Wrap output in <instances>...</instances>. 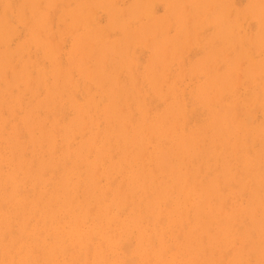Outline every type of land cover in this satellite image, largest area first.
I'll list each match as a JSON object with an SVG mask.
<instances>
[{
    "label": "rangeland",
    "instance_id": "obj_1",
    "mask_svg": "<svg viewBox=\"0 0 264 264\" xmlns=\"http://www.w3.org/2000/svg\"><path fill=\"white\" fill-rule=\"evenodd\" d=\"M7 1L0 264H264V0Z\"/></svg>",
    "mask_w": 264,
    "mask_h": 264
},
{
    "label": "bare ground",
    "instance_id": "obj_2",
    "mask_svg": "<svg viewBox=\"0 0 264 264\" xmlns=\"http://www.w3.org/2000/svg\"><path fill=\"white\" fill-rule=\"evenodd\" d=\"M6 1H7V0H6ZM210 1H212V0H210ZM7 2H8V1H7ZM257 2H258V1H257ZM29 3H30V2H29ZM212 3H213V2H212ZM9 4H10V3H9ZM169 4H170V3H169ZM208 4H209V2H208ZM34 6H35V5H34ZM172 8H173V7H172ZM213 8H214V6H213ZM234 8H235V7H234ZM8 9H10V8H8ZM28 9H29V8H28ZM205 10H206V9H205ZM34 11H35V8H34ZM168 15H169V14H168ZM237 17H238V16H237ZM227 18H228V17H227ZM229 18H230V17H229ZM236 19H237V18H236ZM179 20H180V19H179ZM176 21H177V20H176ZM224 21H225V20H224ZM235 21H236V20H235ZM134 22H135V20H134ZM262 22H263V21H262ZM177 23H178V22H177ZM217 24H218V23H217ZM208 25H209V24H208ZM138 26H139V25H138ZM138 26H137V27H138ZM259 26H260V25H259ZM161 27H162V26H161ZM177 27H179V26H177ZM182 27H183V26H182ZM233 27H234V26H233ZM184 28H185V27H184ZM102 29H103V27L101 28V30H102ZM134 29H135V28H134ZM137 29H138V28H136V30H137ZM159 29H160V28H159ZM182 29H183V28H182ZM38 30H40V29H38ZM124 30H125V28H124ZM186 30H187V29H186ZM177 31H178V30H177ZM238 31H239V30H238ZM100 32H101V31H100ZM131 32H132V31H131ZM163 32H164V31H163ZM151 33H152V32H151ZM184 33H185V32H184ZM230 33H231V32H230ZM36 34H37V33H36ZM36 34H35V37L37 36ZM178 34H179V33H178ZM102 35H103V34H102ZM102 35H101V36H102ZM130 35H131V34H130ZM150 35H151V34H150ZM33 36H34V35H33ZM166 37H167V36H166ZM36 38H37V37H36ZM36 38H35V39H36ZM101 38H102V37H101ZM101 38H100V39H101ZM148 38H149V37H148ZM229 38H230V37H229ZM95 39H96V38H95ZM95 39H94V40H95ZM100 39H99V40H100ZM116 39H117V38H116ZM171 39H172V38H171ZM182 39H183V38H182ZM186 39H187V38H186ZM127 41H128V40H127ZM135 41H136V40H135ZM90 42H91V40H89V45L91 46L92 42H91V44H90ZM146 42H147V40H146ZM48 43H49V42H48ZM142 43H144V42H142ZM81 44H83V42H82ZM144 44H145V43H144ZM172 44H173V43H172ZM181 44H182V43H181ZM44 45H45V44H44ZM78 45H80V44H78ZM78 45H77V48H78ZM86 45H87V44H86ZM89 45H87V47H88L87 49H86L84 46H82V47H84V48L88 51V49H89ZM130 45H131V44H130ZM175 45H176V44H175ZM168 47H169V46H168ZM45 48H46V47H45ZM45 48H44V49H45ZM77 48H76V49H77ZM84 48H83V49H84ZM164 48H165V47H164ZM242 48H243V47H242ZM259 48H260V47H259ZM263 48H264V47L262 46V50H263ZM83 49H82V52H81V53H85V52H87V51H84L85 49H84V50H83ZM182 49H183V48H181V50H182ZM233 49H234V48H233ZM46 50H47V48H46ZM79 50H80V49H79ZM90 50H91V48H90ZM176 50H177V49H176ZM231 50H232V49H231ZM262 50H261V51H262ZM91 51H92V50H91ZM162 51H163V50H162ZM44 52H45V51H44ZM126 52H127V51H126ZM165 52H166V51H165ZM90 53H91V52H90ZM90 53H88V54L85 53V54H84V55H85L84 57L87 59V61H88V57H89V54H90ZM167 53H168V52H167ZM167 53H165V54H167ZM48 54H49V53H48ZM176 54H177V53H176ZM246 54H247V53H246ZM250 54H251V53H250ZM49 55L52 56L51 54H49ZM86 55H87V56H86ZM106 55H107V54H106ZM0 56H1V55H0ZM167 56H168V55H167ZM220 56H221V54H220ZM225 56H226V55H225ZM238 56H239V55H238ZM82 57H83V56H82ZM112 57H113V56H112ZM249 57H250V56H249ZM4 58H5V57H4ZM174 58H175V57H174ZM250 58H251V57H250ZM104 59H105V58H104ZM122 59H123V58H122ZM164 59H165V58H164ZM1 60H2V59H1ZM56 61H57V60H56ZM204 61H205V60H204ZM207 61H208V60H207ZM240 61H241V60H240ZM7 62H8V60H7ZM101 62H102V61H101ZM104 62H106V59H105ZM104 62H103V64H104ZM170 62H171V61H170ZM243 62H244V61H243ZM25 63H26V62H25ZM76 63H77V62H76ZM83 63H84V62H83ZM136 63H138V62H136ZM171 63H173V62H171ZM171 63H170V64H171ZM103 64H102V65H103ZM221 64H222V63H221ZM241 64H242V63H241ZM56 65H57V62H56ZM78 65H79V64H78ZM84 65H85V64H84ZM214 65H215V64H214ZM214 65H213V66H214ZM27 66H28V65H27ZM27 66H25V67H27ZM79 66H81V65H79ZM103 66H105V65H103ZM153 66H154V65H153ZM153 66H152V67H153ZM208 66H209V65H208ZM4 67H5V65H4ZM31 67H32V66H31ZM57 67H58V66H57ZM57 67H56V68H57ZM82 67H83V66H82ZM94 67H95V66H94ZM130 67H131V65H130ZM255 67H256V66H255ZM60 68H61V67H60ZM23 69H25V68H23ZM31 69H32V68H31ZM70 69H71V68H70ZM88 69H89V68H88ZM103 69H104V67H102V72H104ZM115 69H116V68H115ZM204 69H205V68H204ZM238 69H239V67H238ZM82 70H83V69H82ZM246 70H247V69H246ZM13 71H14V70H13ZM56 71L59 73V70H56ZM56 71H55V72H56ZM67 71H68V70H67ZM86 71H87V70H86ZM97 71H98V70H97ZM97 71H95V73H96ZM201 71H202V70H201ZM41 72H42V71H41ZM55 72H54V73H55ZM70 72H71V71H70ZM89 72H90V71H89ZM179 72H180V71H179ZM205 72H206V70H205ZM221 72H222V71H221ZM262 72H263V71H262ZM3 73H4V71H3ZM14 73H15V72H14ZM25 73H26V71H25ZM27 73H28V72H27ZM42 73H43V72H42ZM54 73H53V74H54ZM131 73H133V72H131ZM142 73H143V72H142ZM193 73H194V71H193ZM199 73L201 74L202 72H199ZM16 74H17V73H16ZM19 74H20V73H19ZM29 74H30V73H29ZM29 74H27V75H29ZM66 74H67V73H66ZM90 74H91V72H90ZM119 74H120V73H119ZM177 74H178V73H177ZM257 74H258V73H257ZM38 75H39V74H37V76H38ZM63 75H64V74H63ZM136 75H137V73H136ZM195 75H197V74H195ZM201 75H202V74H201ZM203 75H205V74L203 73ZM217 75H218V72H217ZM236 75H237V74H236ZM238 75H239V74H238ZM17 76H18V75H17ZM95 76H96V75H95ZM95 76H94V78H95ZM132 76H133V75H132ZM259 76H260V75H259ZM259 76H258V77H259ZM30 77H31V76H30ZM52 77H53V76H52ZM69 77H70V76H69ZM88 77H90L89 74H88ZM97 77H98V75H97ZM0 78H1V77H0ZM14 78H15V77H14ZM26 78H28V77H26ZM39 78H40V77H39ZM53 78H54V77H53ZM28 79H30V78H28ZM42 79H43V78H42ZM58 79H59V78H58ZM58 79H57V80H58ZM85 79H86V78H85ZM131 79H132V77H131ZM229 79L231 80V78H229ZM5 80H6V79H5ZM49 80H50V79H49ZM92 80H93V79H92ZM113 80H114V79H113ZM225 80H226V79H225ZM25 81H26V80H25ZM40 81H41V80H40ZM40 81H38L39 84H40ZM67 81H68V80H67ZM180 81H181V80H180ZM208 81H209V80H208ZM15 82H16L15 84H17V83H18V80H17V81L15 80ZM38 82H37V83H38ZM46 82H47V81H46ZM103 82H104V81H103ZM231 82H232V81H231ZM235 82H236V81H235ZM44 83H45V82H44ZM70 83H71V82H70ZM76 83H77V82H76ZM203 83H204V82H203ZM39 84H38V85H39ZM124 84H125V83H124ZM166 84H167V83H166ZM229 84H230V83H229ZM237 84H239V82H238ZM2 85H3V84H2ZM64 85H65V84H64ZM16 86H17V85H16ZM39 86H40V85H39ZM62 86H63V85H62ZM65 86H66V85H65ZM76 86H77V85H76ZM100 86H101V85H100ZM116 86H117V85H116ZM123 86H124V85H123ZM133 86H134V85H133ZM212 86H213V85H212ZM231 86H232V85H231ZM235 86H236V85H235ZM22 87H23V84H22ZM28 87H29V85H28ZM44 87H45V85H44ZM59 87H60V86H59ZM228 87H230V86L228 85ZM228 87H227V88H228ZM64 88H65V87H64ZM64 88H63V89H64ZM134 88H135V87H134ZM26 89H27V87H26ZM38 89H39V88H38ZM215 89H217V88H215ZM212 90H213V89H212ZM232 90H233V89H232ZM8 91H9V90H8ZM133 91H134V90H133ZM193 91H194V90H193ZM213 91H215V90H213ZM228 91H229V90H228ZM234 91H235V90H234ZM29 92H30V91H29ZM34 92H35V91H34ZM37 92H38V91H37ZM63 92H64V91H63ZM69 92H70V91H69ZM127 92H128V91H127ZM136 92H137V91H136ZM163 92H164V91H163ZM168 92H169V91H168ZM209 92H211V90H210ZM209 92H208V93H209ZM216 92L218 93L219 91H216ZM70 93H72V92H70ZM214 93H215V92H214ZM1 94H2V93H1ZM35 94H36V93H35ZM35 94H34V95H35ZM47 94H48V93H47ZM61 94H62V92H61ZM63 94H64V93H63ZM161 94H162V93H161ZM232 94H233V93H232ZM55 95H56V93H55ZM72 95H73V94H72ZM108 95H109V94H108ZM167 95H168V94H167ZM181 95H182V94H181ZM219 95H220V94H219ZM183 96H184V95H183ZM255 96H256V95H255ZM58 97H59V96H58ZM60 97H61V95H60ZM76 97H77V96H76ZM175 97H176V96H175ZM188 97H189V96H188ZM215 97H216V95H215ZM23 98H24V97H23ZM36 98H37V97H36ZM74 98H75V97H74ZM90 98H91V97H90ZM48 99H49V98H48ZM75 99H76V98H75ZM79 99H80V98H79ZM106 99H107V98H106ZM165 99H166V98H165ZM184 99H185V98H184ZM233 99H234V98H233ZM45 100H46V99H45ZM76 100H77V99H76ZM93 100H94V99H93ZM95 100H96V99H95ZM127 100H128V99H127ZM127 100H126V101H127ZM166 100H167V99H166ZM185 100H187V99H185ZM21 101H22V100H21ZM21 101H20V102H21ZM79 101H80V100H79ZM100 102H101V101H100ZM103 102H104V101H103ZM145 102H146V101H145ZM208 102H209V101H208ZM40 103H41V102H40ZM72 103H73V102H72ZM87 103H88V102H87ZM251 103H252V102H251ZM36 104H37V103H36ZM36 104H35V105H36ZM38 104H39V103H38ZM43 104L45 105V103H43ZM95 104H97V103H95ZM235 104H236V103H235ZM255 104H256V103H255ZM39 105H40V104H39ZM39 105H38V106H39ZM55 105H56V104H55ZM73 105H74V104H73ZM113 105H114V104H113ZM127 105H128V104H127ZM194 105H195V104H194ZM82 106H84V104H83ZM192 106H193V105H192ZM253 106H254V105H253ZM1 107H3V106H1ZM35 107H36V106H35ZM47 107H48V106H47ZM84 107H85V106H84ZM84 107H83V108H84ZM148 107H149V106H148ZM158 107H159V106H158ZM247 107H248V105H247ZM255 107H256V106H255ZM255 107H253V108H255ZM37 108H38V107H37ZM74 108H75V106H74ZM96 108H97V107H96ZM145 108H146V107H145ZM198 108H199V107H198ZM35 109H36V108H35ZM75 109H76V108H75ZM121 109H122V108H121ZM238 109H239V108H238ZM238 109H235V110H238ZM235 110H234V111H235ZM249 110H250V109H249ZM251 110H252V109H251ZM251 110H250L249 112H251ZM74 111H76V110H74ZM99 111H100V110H99ZM99 111H98V112H99ZM234 111H233V112H234ZM238 111H239V110H238ZM88 112H89V111H88ZM120 112H121V110H120ZM222 112H223V111H222ZM241 112H242V111H241ZM112 113H113V112H112ZM234 113H236V111H235ZM238 113H239V112H238ZM252 113L254 114V111H253ZM252 113H251V114H252ZM223 114H224V112H223ZM0 115H1V114H0ZM26 115H27V114H26ZM77 115H78V114H77ZM89 115H91V114H89ZM92 115H93V114H92ZM111 115H112V114H111ZM236 115H237V114H236ZM37 116H38V115H37ZM230 116H231V115H230ZM90 117H91V116H90ZM246 117H247V116H246ZM81 118H83V117H81ZM91 118H92V117H91ZM189 118H190V117H189ZM248 118H250V116L247 117V118H245V119H248ZM187 119H188V118H187ZM230 119H231V118H230ZM0 120H1V119H0ZM30 120H31V119H30ZM36 120H37V119H36ZM210 120H211V119H210ZM243 120H244V119H243ZM1 121H2V120H1ZM81 121H82V120H81ZM144 121H145V120H144ZM176 121H177V120H176ZM176 121H175V122H176ZM230 121H231V120H230ZM230 121H229V122H230ZM249 121H250V119H249ZM79 122H80V121H79ZM91 122H92V121H91ZM164 122H165V121H164ZM164 122H163V123H164ZM0 123H1V122H0ZM83 123H84V122H83ZM85 123H86V122H85ZM85 123H84V124H85ZM124 123H125V122H124ZM223 123H224V122H223ZM26 124H27V122H26ZM30 124H31V123H30ZM38 124H39V123H38ZM145 124H146V123H145ZM74 125H75V124H74ZM175 125H176V124H175ZM175 125H174V126H175ZM232 125H233V124L231 123V126H232ZM246 125H247V124H246ZM4 126H5V125H4ZM98 127H99V126H98ZM4 128H5V127H4ZM27 128H28V127H27ZM27 128H26V130H27ZM70 128H71V127H70ZM235 128H236V127H235ZM71 129H73V128H71ZM172 129L174 130L173 127H172ZM175 129H176V126H175ZM227 129H228V128H227ZM227 129H226V130H227ZM245 129H246V128H245ZM99 130H100V129H99ZM173 130H172V131H173ZM230 130H231V129H230ZM80 131H81V130H80ZM126 131H127V130H126ZM182 131H183V130H182ZM100 132H101V131H100ZM195 132H197V131H195ZM205 132H206V130H205ZM91 133H92V132H91ZM97 133H98V132H97ZM168 133H169V131H168ZM1 134H2V132H1ZM72 134L74 135V133H72ZM236 134H237V133H236ZM243 134H244V133H243ZM258 135H259V134H258ZM9 136H10V135H9ZM64 136H65V135H64ZM227 136H228V135H227ZM242 136H243V135H242ZM83 137H84V136H83ZM151 137L153 138V135H151ZM253 137H254V136H253ZM41 138H43V137H41ZM200 138H201V137H200ZM233 138H234V137H233ZM39 139H40V138H39ZM96 139H97V138H96ZM153 139H154V138H153ZM202 139H203V138H202ZM226 139H227V138H226ZM254 139H255V138H254ZM241 140H242V139H241ZM244 140H245V139H244ZM64 141H65V140H64ZM248 141H249V140H248ZM248 141H246V142L248 143ZM251 141H252V140H251ZM251 141H250V142H251ZM40 142H41V141H40ZM222 142H223V141H222ZM250 142H249V143H250ZM180 143H181V142H180ZM244 143H245V142H244ZM69 144H70V143H69ZM69 144H68V145H69ZM245 144H246V143H245ZM40 145H41V144H40ZM109 145H110V143H109ZM232 145H234V144H232ZM235 145H236V144H235ZM248 145H249V144H248ZM33 146H34V145H33ZM201 146H202V145H201ZM20 147H21V146H20ZM40 147H41V146H40ZM55 147H56V146H55ZM55 147H54V148H55ZM67 147H68V146H67ZM111 148H112V147H111ZM214 148H215V147H214ZM231 148H233V147H231ZM234 148H235V147H234ZM89 149H90V148H89ZM237 149H238V148H237ZM237 149H235V150H237ZM110 150H111V149H110ZM177 150H178V149H177ZM197 150H198V149H197ZM19 151H20V150H19ZM155 151H156V150H155ZM246 151H247V150H246ZM51 152H52V151H51ZM89 152H90V151H89ZM103 152H104V151H103ZM103 152H102V153H103ZM176 152H177V151H176ZM232 152H233V151H232ZM11 153H13V152H11ZM129 154H130V153H129ZM11 155H12V154H11ZM142 155H143V154H142ZM236 155H237V154H236ZM24 156H25V155H24ZM233 156H234V155H233ZM2 157H3V156H2ZM166 157H167V156H166ZM260 157H261V156H260ZM102 158H103V156L101 157V159H102ZM140 158H141V157H140ZM2 159H3V158H2ZM2 159H1V160H2ZM260 159H261V158H260ZM102 160H103V159H102ZM32 161H33V160H32ZM141 161H142V159H141ZM189 161H190V160H189ZM99 163H100V162H99ZM124 163H125V162H124ZM206 163H207V162H206ZM97 164H98V163H97ZM97 164H96V165H97ZM102 164H103V163H102ZM128 164H129V163H128ZM209 164H210V163H209ZM258 164H259V163H258ZM122 165H123V164H122ZM199 165H200V164H199ZM75 166H76V165H75ZM77 166H78V165H77ZM142 166H144V165H142ZM241 166H242V165H241ZM259 166H260V165H259ZM169 167H170V166H169ZM198 167H199V166H198ZM249 167H250V166H249ZM0 168H1V167H0ZM122 168H124V167H122ZM171 168H172V167H171ZM180 168H181V167H180ZM244 168H245V167H244ZM1 169H2V168H1ZM86 169H87V168H86ZM119 169H121V168H119ZM46 170H47V169H46ZM114 170H115V169H114ZM121 170H122V169H121ZM198 170H199V169H198ZM118 171L120 172V170H118ZM185 171H187V170L185 169ZM185 171H184V173H185ZM210 171H211V170H210ZM234 171H235V170H234ZM177 172H178V171H177ZM255 172H256V171H255ZM255 172H254V174H255ZM151 173H152V171H151ZM210 173H211V172H210ZM43 174H44V173H43ZM53 174H54V172H53ZM95 174H96V173H95ZM153 174H154V173H153ZM196 174H198V173H196ZM204 174H205V173H204ZM71 175H72V174H71ZM185 175H186V174H185ZM0 176H1V175H0ZM68 176H69V175H68ZM205 176H206V175H205ZM120 177H121V176H120ZM178 177H179V176H178ZM203 177H204V175H203ZM215 177H216V175H215ZM100 178H101V177H100ZM218 178H219V176H218ZM254 178H255V177H254ZM27 179H28V178H27ZM27 179H26V180H27ZM161 179H162V176H161ZM165 179H166V178H165ZM185 179H186V178H185ZM215 179H216V178H215ZM137 180H138V179H137ZM245 180H246V179H245ZM7 181H8V180H7ZM111 181H112V180H111ZM200 181H201V180H200ZM218 181H219V180H218ZM5 182H6V180H5ZM25 182H26V181H25ZM35 182H37V181H35ZM67 182H68V181H67ZM164 182H165V181H164ZM227 182H228V181H227ZM229 182H230V181H229ZM229 182H228V183H229ZM167 183H168V182H167ZM195 183H196V182H195ZM200 183L202 184V182H200ZM215 183H216V182H215ZM22 184H23V183H22ZM34 184H35V183H34ZM109 184H110V182H109ZM164 184H165V183H164ZM213 184H214V183H213ZM258 184H259V183H258ZM262 184H263V183H262ZM121 185H122V184H121ZM144 185H145V183H144ZM193 185H194V184H193ZM223 185H225V183H224ZM234 185H235V184H234ZM249 185H250V184H249ZM110 186H111V185H110ZM182 186H183V185H182ZM246 186H247V184H246ZM0 187H1V186H0ZM66 187H67V186H66ZM193 187H194V186H193ZM204 187H205V186H204ZM214 187H215V186H214ZM137 188H138V187H137ZM198 188H199V187H198ZM217 188H218V187H217ZM19 189H20V188H19ZM183 189H184V188H183ZM188 189H189V188H188ZM194 189H195V188H193V191H194ZM242 189H243V188H242ZM29 190H30V189H29ZM119 190H121V189H119ZM230 190H231V189H230ZM250 190H251V189H250ZM19 191H20V190H19ZM22 191H23V190H22ZM188 191H189V190H188ZM218 191H220V190H218ZM243 191H244V190H243ZM20 192H21V191H20ZM35 192H36V190H35ZM110 192H111V191H110ZM121 192H122V191H121ZM76 193H77V192H76ZM119 193H120V192H119ZM18 194H19V193H18ZM67 194H68V193H67ZM200 194H201V193H200ZM240 194H241V193H240ZM240 194H239V195H240ZM244 194H245V193H244ZM244 194H243V195H244ZM103 195H104V194H103ZM103 195H101V196L103 197ZM133 195H134V194H133ZM165 195H166V194H165ZM171 195H172V194H170L169 196H171ZM189 195L191 196V194H189ZM129 196H130V195H129ZM169 196H168V198H169ZM34 197H35V196H34ZM148 197H149V196H148ZM240 197H241V196H240ZM126 198H127V196H126ZM126 198H125V199H126ZM131 198H132V197H131ZM144 198H145V197H144ZM149 198H150V197H149ZM168 198L166 199L167 201H169ZM176 198H177V196H176ZM103 199H104V197H103ZM188 199H189V198H188ZM200 199H201V198H200ZM235 199H236V198H235ZM100 200H101V199H100ZM72 201H73V200H72ZM72 201H71V202H72ZM101 201H102V200H101ZM118 201H119V200H118ZM118 201H117V202H118ZM126 201H127V200H126ZM158 202H160V201H158ZM226 202H227V200H226ZM6 203H7V202H6ZM176 203H177V202H176ZM185 203H186V202H185ZM126 204H127V203H126ZM133 204H134V203H133ZM133 204H132V205H133ZM150 204H151V203H150ZM150 204H149V205H150ZM164 204H165V203H164ZM164 204H163V205H164ZM116 205H117V204H116ZM166 205H167V203H166ZM180 205H182V204H180ZM1 206H3V205H1ZM93 206H94V205H93ZM117 206H118V205H117ZM3 207H4V206H3ZM90 207H91V206H90ZM154 207H155V206H154ZM92 208H94V207H92ZM92 208H90V210H91ZM108 208H109V207H108ZM125 208H127V207L125 206ZM132 208H134V207H132ZM137 208H138V207H137ZM149 208H150V207H149ZM252 208H253V207H252ZM2 209H3V208H2ZM114 209H116V208H114ZM117 209H119V208L117 207ZM181 209H182V208H181ZM256 209H257V208H256ZM36 210H37V209H36ZM38 210H39V209H38ZM90 210L88 209L87 212L89 213ZM122 210H123V209H122ZM163 210H164V209H163ZM14 211H15V210H14ZM39 211H40V210H39ZM92 211H93V210H92ZM99 211H100V210H99ZM251 211H252V210H251ZM68 212H69V211H68ZM103 212H106V211H103ZM107 212H109V211L107 210ZM124 212H125V211H124ZM219 212H220V211H219ZM254 212H255V209H254ZM34 213H35V211H34ZM88 213H87V214H88ZM98 213H99V212H98ZM134 213H135V212H134ZM181 213H182V212H181ZM234 213H235V212H234ZM89 214H90V213H89ZM96 214H97V213H96ZM115 214H116V213H115ZM122 214H123V212H122ZM253 214H254V213H253ZM90 215H91V214H90ZM106 215H108V214H106ZM128 215H129V214H128ZM179 215H180V213H179ZM186 215H187V214H186ZM239 215H240V214H239ZM33 216H34V215H33ZM33 216H32V217H33ZM73 216H74V215H73ZM253 216H254V215H253ZM32 217H31V218H32ZM90 217H91V216H90ZM90 217H88V218L90 219ZM128 217H129V216H128ZM144 217H147V216H146V213H145ZM151 217H152V216H151ZM151 217H150V218L148 217V218L151 219ZM159 217H160V216H159ZM170 217H171V216H170ZM180 217H181V216H180ZM31 218H30V219H31ZM104 218H105V217H104ZM161 218H163V216H162ZM161 218H160V219H161ZM236 218H237V217H236ZM236 218H235V219H236ZM30 219H29V220H30ZM256 219H257V218H256ZM95 220H96V219H95ZM111 220H112V219H111ZM147 220H148V219H147ZM242 220H243V219H242ZM242 220H240V221H242ZM85 221H86V220H85ZM104 221H105V220H104ZM107 221H108V220H107ZM150 221H151V220H150ZM157 221H158V220H157ZM157 221H156V222H157ZM169 221H170V219H169ZM169 221H168V222H169ZM112 222H113V221H112ZM160 222H162V220H161ZM160 222H159V223H160ZM163 222H164V221H163ZM218 222H219V221H218ZM125 223H126V222H125ZM157 223H158V222H157ZM170 223H171V222H170ZM44 224H45V223H44ZM161 224H162V223H160V225H161ZM187 224H189V223H187ZM241 224H242V223H241ZM13 225H14V224H13ZM28 225H29V224H28ZM95 225H96V224H95ZM119 225H120V223H119ZM170 225H171V224H170ZM173 225H174V224H173ZM209 225H210V224H209ZM243 225H244V224H243ZM26 226H27V225H26ZM44 227H45V226H44ZM128 227H129V226H128ZM181 227H182V226H181ZM184 227H185V226H184ZM206 227H207V226H206ZM243 227H244V226H243ZM258 227H259V226H258ZM88 228H89V227H88ZM90 228H91V227H90ZM99 228H100V227H99ZM101 228H102V227H101ZM101 228H100V229H101ZM124 228H125V227H124ZM0 229H1V228H0ZM9 229H10V228H9ZM139 229H140V228H139ZM195 229H196V228H195ZM257 229H258V228H257ZM25 230H26V229H25ZM130 230H131V229H130ZM154 230H155V227H154ZM170 230H171V229H170ZM188 230H189V229H188ZM4 231H5V230H4ZM89 231H90V230H89ZM97 231H98V230H97ZM206 231H207V230H206ZM208 231H209V230H208ZM236 231H237V229L235 230V232H236ZM261 231H262V230H261ZM7 232H8V231H7ZM109 232H110V231H109ZM249 232H251V231H249ZM249 232H248V233H249ZM24 233H25V231H24L22 234H24ZM172 233H173V232H172ZM4 234H6V232H5ZM22 234H21V235H22ZM109 234H110V233H109ZM152 234H153V233H152ZM160 234H161V233H160ZM47 235H48V234H47ZM129 235H130V234H129ZM162 235H163V233H162ZM179 235H180V234H179ZM192 235H193V234H192ZM2 236H3V235H2ZM30 236H31V235H30ZM48 236H49V235H48ZM60 236H61V235H60ZM4 237H5V236H4ZM49 237H50V236H49ZM192 237H193V236H192ZM211 237H212V236H211ZM22 238H23V237H22ZM28 238H29V237H28ZM39 238H40V237H39ZM61 238H62V237H61ZM153 238H154V237H153ZM162 238H163V237H162ZM174 238H175V236H174ZM174 238H173V239H174ZM188 238H189V237H188ZM201 238H202V236L200 237V241H201ZM80 239H82V238H80ZM128 239H129V238H128ZM2 240H3V239H2ZM96 240H97V239H96ZM175 240H176V238H175ZM208 240H209V239H208ZM26 241H27V240H26ZM128 241H129V240H128ZM176 241H177V240H176ZM1 242H2V241H1ZM62 242H63V241H62ZM98 242H99V239H98ZM121 242H122V241H121ZM244 242H245V241H244ZM50 243H51V242H50ZM118 243H119V242H118ZM125 243H126V242H125ZM163 243H166V242H163ZM188 243H189V242H188ZM37 244H38V242H37ZM96 244H97V243H96ZM151 244H152V243H151ZM81 245H82V244H81ZM89 245H90V244H89ZM100 245H101V244H100ZM100 245H99V246H100ZM124 245H125V244H124ZM128 245H129V243H128ZM141 245H142V244H141ZM125 246H127V245H125ZM166 246H167V245H166ZM182 246H183V245H182ZM221 246H222V245H221ZM242 246H243V245H242ZM65 247H66V246H65ZM65 247H64V248H65ZM100 247H101V246H100ZM123 247H124V246H123ZM127 247H128V246H127ZM130 247H131V246H130ZM139 247H140V246H139ZM147 247H149V244H148ZM151 247H153V246H151ZM160 247H161V246H160ZM164 247H165V246H164ZM168 247H169V246H168ZM168 247H167V248H168ZM170 247H171V246H170ZM183 247H184V246H183ZM227 247H228V246H227ZM252 247H253V246H252ZM86 248H87V247H86ZM88 248H90V247L88 246ZM121 248H122V247H121ZM145 248H146V247H145ZM180 248H182V247H180ZM220 248H221V247H220ZM230 248H231V247H230ZM32 249L34 250V248H32ZM165 249H166V247H165ZM174 249H175V248H174ZM223 249H224V248H223ZM228 249H229V248H228ZM55 250H56V249H55ZM63 250H64V249L61 250V251H62V254H63ZM87 250H88V249H87ZM94 250H95V249H94ZM172 250H173V249H172ZM215 250H216V249H215ZM229 250H230V249H229ZM53 251H54V249H53ZM53 251H51V252H53ZM84 251H85V249H84ZM124 251H125V250H124ZM124 251H123V252H124ZM212 251H214V250H212ZM233 251H234V250H233ZM256 251H257V250H256ZM203 252H204V251H203ZM224 252H225V251H224ZM249 252H250V251H249ZM38 253H39V252H38ZM38 253H37V254H38ZM124 253H126V252H124ZM127 253H129L128 250H127ZM18 254H19V253H18ZM53 254H54V253H53ZM55 254H57V253L55 252ZM55 254H54V255H55ZM163 254H164V253H163ZM163 254H162V255H163ZM203 254H204V253H203ZM212 254H213V253H212ZM224 254H225V253H224ZM181 255H183V253H182ZM216 255H217V254H216ZM222 255H223V254H222ZM226 255H227V253H226ZM56 256H57V255H56ZM199 256H200V255H199ZM223 256H224V255H223ZM223 256H222V257H223ZM262 256H264V255H262ZM61 257H62V255H61ZM163 257H164V256H163ZM182 257H183V256H182ZM200 257H201V256H200ZM203 257H204V256H203ZM236 257H238V256H236ZM28 258H29V257H28ZM78 258H80V257H78ZM78 258H77V259H78ZM99 258H100V257H99ZM110 258H111V257H110ZM133 258H134V257H133ZM174 258H175V257H174ZM180 258H181V257H180ZM220 258H221V257H220ZM228 258H229V256H228ZM238 258H239V257H238ZM240 258H241V257H240ZM260 258H261V257H260ZM40 259H41V258H40ZM74 259H75V258H74ZM80 259H81V258H80ZM104 259H105V258H104ZM111 259H112V258H111ZM206 259H207V258H206ZM51 260H52V259H51ZM81 260H82V259H81ZM81 260H79V261H81ZM133 260H134V259H133ZM213 260H214V259H213ZM219 260H220V259H219ZM260 260H261V259H260ZM29 261H30V259H29ZM75 261H76V260H75ZM75 261H74V262H75ZM102 261H103V260H102ZM126 261H130L131 263H133L132 260H126ZM162 261H164L163 258H162ZM12 262H13V261H12ZM31 262H32V261H31ZM77 262H78V261H77ZM104 262H105V260H104ZM164 262H165V261H164ZM238 262H239V261H238ZM250 262H251V261H250ZM48 263H49V262H48ZM192 263H193V262H192ZM213 263H214V262H213ZM218 263H219V262H218ZM259 263H260V262H259ZM46 264H47V263H46ZM126 264H128V263H126ZM156 264H157V263H156Z\"/></svg>",
    "mask_w": 264,
    "mask_h": 264
}]
</instances>
